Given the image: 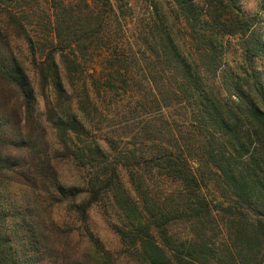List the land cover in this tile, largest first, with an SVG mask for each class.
I'll return each instance as SVG.
<instances>
[{"label": "trees", "instance_id": "obj_1", "mask_svg": "<svg viewBox=\"0 0 264 264\" xmlns=\"http://www.w3.org/2000/svg\"><path fill=\"white\" fill-rule=\"evenodd\" d=\"M34 4L0 0V264H264V16ZM93 205L116 252L88 229Z\"/></svg>", "mask_w": 264, "mask_h": 264}, {"label": "rangeland", "instance_id": "obj_2", "mask_svg": "<svg viewBox=\"0 0 264 264\" xmlns=\"http://www.w3.org/2000/svg\"><path fill=\"white\" fill-rule=\"evenodd\" d=\"M39 1L40 6H37L34 4V11H30L32 14L29 16V18L38 17L40 11H43L44 8V2L45 0H30V2ZM137 1V6L135 5V14H139L140 12L144 13L143 3L145 0H135ZM241 6L244 10L255 13L260 12L264 16V0H239ZM21 2V1H20ZM19 3V2H18ZM17 6L16 2L12 4V6ZM20 4L17 6L19 10H22L21 7H19ZM43 14V13H42ZM44 15V14H43ZM32 20V19H31ZM133 21L130 22L132 24ZM32 25V24H31ZM33 26V25H32ZM22 48H25V44L21 43ZM233 54H230V57L232 58ZM264 77V72L262 73ZM42 103L38 98V110H41ZM48 138L52 142L53 137L51 133H48ZM59 175L61 178V181L65 185H78L80 184V177L78 174V171L71 166L70 164L63 163L59 166ZM204 194L208 199L216 200L217 194L209 187H204L203 189ZM113 216H110L103 212V208L100 205H93L89 211L87 216V226L91 234L98 239V241L104 246L105 249L116 252L120 248V243L118 240V237L113 232L111 228V223L113 222ZM118 264H130L125 257H120Z\"/></svg>", "mask_w": 264, "mask_h": 264}]
</instances>
